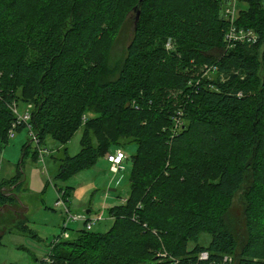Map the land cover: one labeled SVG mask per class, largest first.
Masks as SVG:
<instances>
[{"label": "trees", "instance_id": "1", "mask_svg": "<svg viewBox=\"0 0 264 264\" xmlns=\"http://www.w3.org/2000/svg\"><path fill=\"white\" fill-rule=\"evenodd\" d=\"M249 1L264 11V0ZM221 8L222 0H0V146L10 140L19 88L32 98L24 103H35L30 123L40 142L65 146L61 180L92 168L118 139L137 144L129 196L108 209L112 227L58 239L50 260L37 264H220L225 255L233 264H264V58L249 52L264 42V12L243 15L258 42L228 49ZM120 9L101 56L104 26ZM130 20L132 38L113 60ZM33 48L40 53L30 58ZM108 65L117 73L109 80ZM201 65L216 66L217 81L192 76ZM91 106L99 116H89ZM84 114L81 150L70 155L66 145ZM29 147L15 178L0 182L1 210L17 201ZM240 190L246 222L237 237L226 215ZM17 225L32 234L26 220ZM203 233L208 244L198 242Z\"/></svg>", "mask_w": 264, "mask_h": 264}, {"label": "rangeland", "instance_id": "2", "mask_svg": "<svg viewBox=\"0 0 264 264\" xmlns=\"http://www.w3.org/2000/svg\"><path fill=\"white\" fill-rule=\"evenodd\" d=\"M258 8L253 7L252 2L249 0H237L234 7L231 8L234 13L226 15L227 24H231L234 19L238 26L244 27L243 24H247V17L243 16L244 13L254 15L261 12L262 7L260 4ZM124 9L125 7H123ZM120 10L111 23L104 26L105 39L100 51L101 56H105L110 51L109 48L113 43L112 38L117 32V26L120 22L119 15L121 16L123 13V10ZM263 12L261 13L263 14ZM131 23L130 20V24L117 37L116 44L112 45L113 48L111 47L113 60L123 56L125 48L132 38L133 26ZM168 43L174 44L173 40H169ZM249 52L257 55L258 59L262 60L264 58V42L257 50V54L255 53L256 49H251ZM39 53L40 51L33 48L28 57L32 58V56ZM106 70L109 75L105 76V79L109 80L117 76L110 65L107 66ZM263 73V68H260L259 75L262 76ZM200 74L211 81H217L219 78L217 68L216 70H209L208 67L203 65L199 66L192 76ZM1 75L0 72V77ZM18 95L19 100H15L11 106L12 110L16 108L13 110L14 113L18 112L23 115L28 107L32 108L33 113L35 103H24L23 99H29L30 97L23 95L22 88H19ZM87 109L86 112L91 118L100 114L98 111L93 110L94 107L92 106L87 107ZM82 119L84 120L83 126L78 129L66 145L70 155H75L81 150L80 141L88 121L85 114ZM8 133L10 139L8 144L0 146V182L6 181L7 183L8 180L15 178L17 174L16 164L23 157V145L29 142L30 147L28 149L29 154L23 162L24 182L22 188L17 192V201L2 207V210L0 209V234L3 235L2 244H0V264H37L38 259H46L49 256L51 246L53 242H56L55 240L59 238L70 240L76 236L77 230L86 228L84 220L68 219L70 217L69 213H66L63 207L56 206V201L62 191L67 192L68 190L70 193L66 204L72 214L85 215L94 222L91 231L103 233L112 227L113 219L109 215L108 209L123 204L129 196L132 155L137 149L136 142L129 137L118 139L116 147L111 149L121 148L127 155L120 172H112L110 163L107 157L104 156L92 168L82 170L68 180H61L56 176L59 171L60 160L65 157L64 145L62 146L53 138H48L43 143L40 142L38 136L37 140H34L31 130L27 127L19 132L16 131L14 137H10V130ZM34 133L37 134L35 131ZM99 135L103 137V134L99 133ZM34 153L35 155H33ZM262 160H264V156H262ZM242 194L243 190L236 193L226 215V223L237 237H239L240 232L245 233L246 219H244L243 214ZM88 210H91V212H88ZM25 218L32 234L29 232H26V234L8 231L14 229V226L18 227L17 224ZM232 225L235 227L234 229ZM19 227L23 228L22 226ZM66 231L70 238L65 236ZM210 238L209 233H203L198 242L203 245L208 244ZM194 246L195 242L191 241L189 248L191 249Z\"/></svg>", "mask_w": 264, "mask_h": 264}, {"label": "built area", "instance_id": "3", "mask_svg": "<svg viewBox=\"0 0 264 264\" xmlns=\"http://www.w3.org/2000/svg\"><path fill=\"white\" fill-rule=\"evenodd\" d=\"M237 0H230V3H224V19H226V15H232L234 13L231 8L234 7ZM259 40V34L254 29H247L244 27H240L236 24V22L232 21L231 24H228L226 33H225V42L228 47V49L233 48L238 43H256ZM169 47L171 43H168ZM209 70H216V66H210L208 67ZM204 77V76H202ZM241 94V93H240ZM16 108H13V110ZM181 114V112H180ZM16 121L12 124V128L10 129V137H14L15 133L17 131V127L20 124H25L26 127L31 130V134L33 135V139L37 140V134L34 133L33 126L31 125V119H32V108L28 107L25 113L22 115L20 113H16ZM177 126L181 124L180 118H176ZM107 160L110 163L111 171L114 173L120 172L121 168H123V162L125 158L127 157L126 153L123 149L118 148L115 149L107 154ZM64 191L60 192L59 199L56 201L57 207H63L66 213H69L68 219L73 220H84L86 223V227L88 229H92L93 223L90 218H87L85 215H74L70 212V209L68 208L66 204V199L64 195ZM96 220V219H95ZM66 236V235H65ZM60 239V238H59ZM58 241V240H55ZM163 255H167L166 252L162 253ZM209 252L204 251L200 254L201 260H208L209 259ZM47 260H50V256L46 258ZM234 263V257L232 255H226L224 259L220 262V264H233Z\"/></svg>", "mask_w": 264, "mask_h": 264}, {"label": "water", "instance_id": "4", "mask_svg": "<svg viewBox=\"0 0 264 264\" xmlns=\"http://www.w3.org/2000/svg\"><path fill=\"white\" fill-rule=\"evenodd\" d=\"M142 1V0H141ZM141 3V2H140ZM224 3H230V0H222V8H221V13H222V17L224 18ZM140 6V4H138L136 7H135V10H136V23L138 22V19L140 17V13L141 11L138 9Z\"/></svg>", "mask_w": 264, "mask_h": 264}, {"label": "crops", "instance_id": "5", "mask_svg": "<svg viewBox=\"0 0 264 264\" xmlns=\"http://www.w3.org/2000/svg\"><path fill=\"white\" fill-rule=\"evenodd\" d=\"M88 212H91V210H88ZM24 220H26V218L24 219ZM26 225L28 226V224H27V222H26ZM30 227V226H29ZM28 227V228H29ZM9 232H14V231H17V232H19V233H25L24 231H22L21 229H19L18 227H14V229H12V230H8ZM27 234V233H26ZM0 237H1V241H2V237H3V235H1L0 234ZM66 237L67 238H70V236H69V234L67 233V231H66ZM2 244V243H1Z\"/></svg>", "mask_w": 264, "mask_h": 264}]
</instances>
